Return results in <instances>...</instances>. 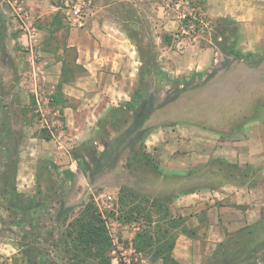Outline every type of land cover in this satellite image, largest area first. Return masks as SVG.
Here are the masks:
<instances>
[{"label":"rangeland","instance_id":"rangeland-1","mask_svg":"<svg viewBox=\"0 0 264 264\" xmlns=\"http://www.w3.org/2000/svg\"><path fill=\"white\" fill-rule=\"evenodd\" d=\"M168 4L0 0L5 44V50L0 46V105L10 111L13 131L8 150L0 151V249L5 250L0 264H25L20 229L4 200V190L11 193L13 184L46 203L48 226H61L53 222L59 201L65 204L63 217L93 201L113 240L112 264H163L155 255L159 248L169 256L179 227L163 221L164 211L171 215L170 202L182 181L160 184L156 160L139 161L145 144L129 133L134 116L121 109L143 73L149 102L144 131L159 114L229 119L239 106L254 104V97L264 100V0H207L212 23L227 18L238 25L239 49L253 54L246 61L208 46L203 36L192 37L181 22L180 5ZM165 32L177 39L172 45L163 42ZM114 107L121 109L109 115ZM140 205L153 212V224L147 217L126 221L127 211ZM157 205L163 207L159 216ZM158 226L169 229L167 239L156 233ZM142 232L154 237V245L141 251L133 241ZM43 239L54 251V239L46 235L37 242ZM258 244L259 250L245 253L238 264L261 253L264 231Z\"/></svg>","mask_w":264,"mask_h":264},{"label":"crops","instance_id":"crops-1","mask_svg":"<svg viewBox=\"0 0 264 264\" xmlns=\"http://www.w3.org/2000/svg\"><path fill=\"white\" fill-rule=\"evenodd\" d=\"M253 99L254 104L239 106L229 119L200 113H185L184 119L181 114L156 115L145 136L160 184L182 181L169 209L182 221L172 252L181 264H204L229 234L263 218L264 100ZM244 170L247 174L238 173ZM4 252L0 249V255Z\"/></svg>","mask_w":264,"mask_h":264},{"label":"trees","instance_id":"trees-1","mask_svg":"<svg viewBox=\"0 0 264 264\" xmlns=\"http://www.w3.org/2000/svg\"><path fill=\"white\" fill-rule=\"evenodd\" d=\"M169 6L180 5L184 17L181 20L183 27L189 29L192 37L203 36V42L210 47L224 48L228 55L234 56L240 60H252L253 54H246L239 49L241 33L238 25L233 21L225 18L212 23L207 15V0H166ZM149 4H153L155 0H147ZM137 3V1L135 2ZM4 25L0 21V46L5 50V44L2 40ZM177 36L185 37L181 33ZM230 39V43L226 44V40ZM177 39L174 35L165 32L163 42L167 45H172ZM225 42V43H224ZM144 73L140 74L139 86L135 91L130 101H126L123 107H114L109 115L121 110H127L134 116V122L129 133L138 135L144 147L145 136L148 131H144L141 127L147 116L149 102L145 95L147 91V83L144 81ZM62 88V84L59 85ZM5 107V106H4ZM0 105V151L2 155L8 150L12 141V129L10 128V111H5ZM108 115V117H110ZM49 139V137H48ZM142 160L144 165H148L151 161V155L144 149L139 155V161ZM155 171L160 174L158 166H154ZM231 169V168H230ZM233 170V169H232ZM72 176L73 173L69 172ZM15 178H13V183ZM8 178L6 181L8 182ZM12 183V184H13ZM11 193L4 190V200L7 203V208L14 212L18 225L19 233V249L20 254L24 258L25 264H112L110 252L113 250V240L106 226V221L97 205L91 201L73 217L64 216L65 204L59 201L60 209L57 212V218L63 217L61 220H56L53 217L54 223H59L61 226L53 227L46 224V220L51 218L50 209L46 203L37 195L27 196L21 194L16 187L12 185ZM123 192V191H121ZM122 203V197H120ZM152 207V205H151ZM157 209V216L162 212L161 205L154 206ZM153 212L145 207L134 206L125 214L127 222L137 221L140 217H147L150 224H153ZM168 210L164 211L163 221L168 220L169 224L174 227L182 225L181 219L170 217ZM169 217V219H167ZM160 218V217H158ZM160 222L161 219H157ZM178 222V223H176ZM264 231V213L260 223L241 229L234 235H228L225 242L220 243L211 259L214 264H238L245 253H254L259 250L258 241L261 232ZM163 232L162 239L169 237L170 231L168 228L158 226L156 233ZM55 234H57L55 238ZM48 236L54 239V251H51L46 246L48 239H43L42 243H38L37 239ZM178 234L172 239L169 246V256L162 255V248L156 250L155 255L158 261L163 264H181L172 255L175 241ZM154 237L147 233H138L134 239L136 250H143L142 247L152 248L154 245ZM161 239H158L159 242ZM258 245V246H256ZM54 254H53V253ZM65 254V256L62 255ZM248 264H264V247L262 245L261 253L254 255L253 259Z\"/></svg>","mask_w":264,"mask_h":264},{"label":"built area","instance_id":"built-area-1","mask_svg":"<svg viewBox=\"0 0 264 264\" xmlns=\"http://www.w3.org/2000/svg\"><path fill=\"white\" fill-rule=\"evenodd\" d=\"M80 26H82V22H80Z\"/></svg>","mask_w":264,"mask_h":264}]
</instances>
